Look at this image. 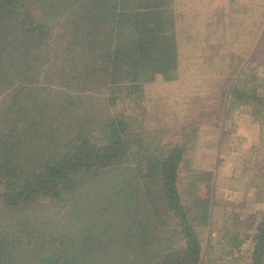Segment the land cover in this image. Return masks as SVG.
I'll use <instances>...</instances> for the list:
<instances>
[{
  "label": "trees",
  "instance_id": "trees-1",
  "mask_svg": "<svg viewBox=\"0 0 264 264\" xmlns=\"http://www.w3.org/2000/svg\"><path fill=\"white\" fill-rule=\"evenodd\" d=\"M174 4L0 0V264L216 262L198 194L212 173L185 174L187 144L156 142L117 108L157 75L177 80ZM223 93L264 118L256 73ZM220 237L229 252L251 242L246 264H264V213Z\"/></svg>",
  "mask_w": 264,
  "mask_h": 264
},
{
  "label": "rangeland",
  "instance_id": "rangeland-1",
  "mask_svg": "<svg viewBox=\"0 0 264 264\" xmlns=\"http://www.w3.org/2000/svg\"><path fill=\"white\" fill-rule=\"evenodd\" d=\"M174 6L184 41L177 80L157 75L143 101L125 99L117 108L156 142L187 144L185 174L212 173L198 193L211 207L203 259L246 264L251 242L229 252L220 233L255 224L264 213V118L250 107L230 110L223 92L243 71L264 81V0H175Z\"/></svg>",
  "mask_w": 264,
  "mask_h": 264
}]
</instances>
